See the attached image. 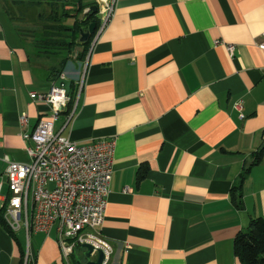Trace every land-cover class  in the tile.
Masks as SVG:
<instances>
[{"label": "crops", "instance_id": "crops-1", "mask_svg": "<svg viewBox=\"0 0 264 264\" xmlns=\"http://www.w3.org/2000/svg\"><path fill=\"white\" fill-rule=\"evenodd\" d=\"M23 30L0 0V212L7 158L31 163L24 134L50 115L30 93H48L66 58L38 55ZM263 33L264 0H116L80 69L65 68L60 77L76 91L84 75V87L69 105L74 119L61 113L55 132L117 141L98 230L113 248L108 264H242L235 238L264 218V157L253 165L264 150ZM28 247L30 264H76L55 229L28 238L0 222V264H23Z\"/></svg>", "mask_w": 264, "mask_h": 264}, {"label": "built area", "instance_id": "built-area-1", "mask_svg": "<svg viewBox=\"0 0 264 264\" xmlns=\"http://www.w3.org/2000/svg\"><path fill=\"white\" fill-rule=\"evenodd\" d=\"M95 1L99 7L100 27L94 42L109 24L116 4V0ZM257 45L264 50V33ZM228 50L233 53L234 46L228 45ZM86 65L87 62L85 68ZM83 78L84 75L76 91L71 87L70 94L64 85L56 87V81L46 94L30 93L37 101L48 105L50 115L40 119L33 133L24 134L31 163L7 158L9 193L3 199L2 211L6 225L14 234L24 232L29 238L32 233L49 234L55 229L65 257L72 256L73 251L82 249L84 244H90L103 251V264H108L113 248L98 236V230L108 206L117 141L112 138L79 144L54 130L55 121L64 111L68 113L69 122L74 119L77 107L69 105L75 96L78 102L84 87ZM242 104V100L236 102L235 108L241 111ZM26 122V115L21 116V126ZM132 191L126 188V192ZM31 262L33 256L28 247L23 264Z\"/></svg>", "mask_w": 264, "mask_h": 264}, {"label": "trees", "instance_id": "trees-1", "mask_svg": "<svg viewBox=\"0 0 264 264\" xmlns=\"http://www.w3.org/2000/svg\"><path fill=\"white\" fill-rule=\"evenodd\" d=\"M1 2L10 21L14 25L24 27V36L33 40L35 52L38 55L49 58L59 57L66 53L71 54V51L77 44V39L81 38V30H88L91 21H97L96 32L100 27L98 13L92 14V7L94 6L92 4L90 5L91 13H86L79 20V16L83 13L86 6L83 0H1ZM86 16L89 17L88 20H86ZM71 21L73 24H69ZM36 31H41L43 38L40 35L38 36ZM96 32L87 42H80L84 47L80 58L85 55L87 46L91 43ZM56 34L59 37L60 35H65V37L57 39ZM66 58L62 61L59 68L53 70L52 74L55 80L60 78L67 67L68 57ZM263 157L264 150L256 156L253 165L260 163ZM249 170L250 168L242 174L241 184L249 173ZM146 172V169H141L139 178L143 179L146 176ZM234 197V202L239 207L243 197L241 188H237ZM0 222L14 235L6 225L3 211L0 212ZM234 249L236 256L241 260L242 264H264L263 217L252 218L250 220L248 231L240 232L235 238Z\"/></svg>", "mask_w": 264, "mask_h": 264}, {"label": "water", "instance_id": "water-1", "mask_svg": "<svg viewBox=\"0 0 264 264\" xmlns=\"http://www.w3.org/2000/svg\"><path fill=\"white\" fill-rule=\"evenodd\" d=\"M92 14H97L98 7L94 5L92 7ZM86 20L89 19L88 16H86ZM97 29V21L93 20L88 26V30L84 31L81 30V42H87L89 38L95 34ZM64 85L65 89L67 90V93L70 94L71 92V85L72 81L68 78H60L56 81L55 86L61 87ZM81 253L83 254V258H80L78 255V249H75L72 253V256L75 257L76 264H103L105 260V255L102 250H96L93 245L90 244H84L82 246Z\"/></svg>", "mask_w": 264, "mask_h": 264}, {"label": "rangeland", "instance_id": "rangeland-1", "mask_svg": "<svg viewBox=\"0 0 264 264\" xmlns=\"http://www.w3.org/2000/svg\"><path fill=\"white\" fill-rule=\"evenodd\" d=\"M83 1H84V4H86V6L83 10V13L79 16V20H81L86 13H91V7H90L91 4L97 6V3L95 0H83ZM48 10H49V7H48ZM69 24H73V22L71 21V22H69ZM36 32H37L38 36L40 35L43 38V34L41 31H36ZM56 35H57V39L58 38L63 39L65 37V35H60V37L58 34H56ZM67 40L70 41L69 39H67ZM80 40H81V38L77 39V44L74 46L73 50L71 51V54L66 53L65 55L61 56V57H63V56L68 57V64H67L68 71H75V70L77 71L80 69V63L78 61L79 60L78 58L81 56L80 53H81V50L83 47L82 44H80V42H81ZM7 189H8V186L6 184L4 187V191L2 193L4 196L7 193ZM78 255L80 258H83V254L81 253V250H78Z\"/></svg>", "mask_w": 264, "mask_h": 264}, {"label": "flooded vegetation", "instance_id": "flooded-vegetation-1", "mask_svg": "<svg viewBox=\"0 0 264 264\" xmlns=\"http://www.w3.org/2000/svg\"><path fill=\"white\" fill-rule=\"evenodd\" d=\"M97 7H98V5H97ZM99 8V7H98ZM99 17V16H98ZM99 20H100V18H99Z\"/></svg>", "mask_w": 264, "mask_h": 264}]
</instances>
